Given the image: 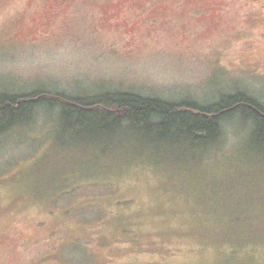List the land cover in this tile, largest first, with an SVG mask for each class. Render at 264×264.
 Listing matches in <instances>:
<instances>
[{"label": "rangeland", "instance_id": "1", "mask_svg": "<svg viewBox=\"0 0 264 264\" xmlns=\"http://www.w3.org/2000/svg\"><path fill=\"white\" fill-rule=\"evenodd\" d=\"M37 90L264 105V0H0V91ZM57 115L0 138V264H264L251 124L228 120L204 154L157 152L132 135L63 146Z\"/></svg>", "mask_w": 264, "mask_h": 264}, {"label": "trees", "instance_id": "2", "mask_svg": "<svg viewBox=\"0 0 264 264\" xmlns=\"http://www.w3.org/2000/svg\"><path fill=\"white\" fill-rule=\"evenodd\" d=\"M39 110L58 111L63 146L108 149L131 144L128 135H132L143 149L159 152L162 146L178 144L189 152L203 153L223 140L224 123L237 118L251 124L250 149L264 153V105L241 91L224 94L208 105L189 99L175 103L115 90L84 97L44 90L26 95L0 91V138L30 125ZM101 221L83 220L85 225ZM76 240H67L70 253H76L70 249ZM86 254V258L76 254L80 257L77 264L88 263V250ZM57 262L73 264L67 256H58ZM39 263H46L44 255Z\"/></svg>", "mask_w": 264, "mask_h": 264}]
</instances>
